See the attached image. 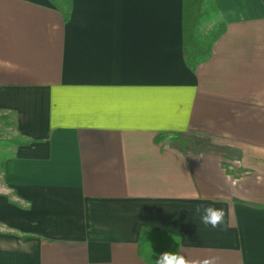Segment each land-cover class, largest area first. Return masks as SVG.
Masks as SVG:
<instances>
[{
  "label": "crops",
  "instance_id": "obj_1",
  "mask_svg": "<svg viewBox=\"0 0 264 264\" xmlns=\"http://www.w3.org/2000/svg\"><path fill=\"white\" fill-rule=\"evenodd\" d=\"M214 2L227 30L193 72L185 0H73L69 22L0 0V111L26 142L1 165L0 264H147L143 228L189 259L264 264V0Z\"/></svg>",
  "mask_w": 264,
  "mask_h": 264
},
{
  "label": "trees",
  "instance_id": "obj_2",
  "mask_svg": "<svg viewBox=\"0 0 264 264\" xmlns=\"http://www.w3.org/2000/svg\"><path fill=\"white\" fill-rule=\"evenodd\" d=\"M69 22L73 0H50ZM184 58L188 68L195 71L198 66L211 58L214 45L227 30L226 23L220 18V12L214 0H185L183 16ZM210 27V28H209ZM15 130H17L14 124ZM161 140H169L178 145L184 153H205L207 144L199 143L197 135H162ZM190 137V138H189ZM195 140V141H192ZM26 144L20 136L13 140L14 147ZM1 157V155H0ZM10 157H1L3 166ZM180 239L148 228H143L139 241V256L147 264H155L157 254L164 251L179 252Z\"/></svg>",
  "mask_w": 264,
  "mask_h": 264
},
{
  "label": "clouds",
  "instance_id": "obj_3",
  "mask_svg": "<svg viewBox=\"0 0 264 264\" xmlns=\"http://www.w3.org/2000/svg\"><path fill=\"white\" fill-rule=\"evenodd\" d=\"M195 214L200 216L203 224L211 225L213 228L224 223L225 211L211 205H196ZM218 259L215 256L205 257L203 259H189L180 252L164 251L157 254L155 264H217Z\"/></svg>",
  "mask_w": 264,
  "mask_h": 264
},
{
  "label": "rangeland",
  "instance_id": "obj_4",
  "mask_svg": "<svg viewBox=\"0 0 264 264\" xmlns=\"http://www.w3.org/2000/svg\"><path fill=\"white\" fill-rule=\"evenodd\" d=\"M17 137H18V133L14 127L13 116L11 114L0 111V155L1 157L3 156L11 157L14 151L13 140L16 139ZM193 138L196 141L198 140L199 143H202V144L208 143L207 140L200 139L197 137H191L189 140ZM195 140H192V141H195ZM224 153H226L227 155H231L228 151ZM1 157H0V187L2 188L3 172H2V166H1V163H2Z\"/></svg>",
  "mask_w": 264,
  "mask_h": 264
}]
</instances>
